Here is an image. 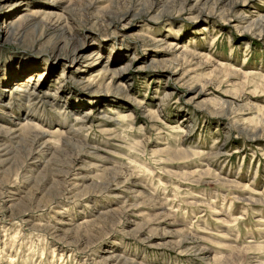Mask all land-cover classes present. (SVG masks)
Returning <instances> with one entry per match:
<instances>
[{"label":"rangeland","instance_id":"374dc122","mask_svg":"<svg viewBox=\"0 0 264 264\" xmlns=\"http://www.w3.org/2000/svg\"><path fill=\"white\" fill-rule=\"evenodd\" d=\"M0 264H264V0H0Z\"/></svg>","mask_w":264,"mask_h":264},{"label":"bare ground","instance_id":"6f19581e","mask_svg":"<svg viewBox=\"0 0 264 264\" xmlns=\"http://www.w3.org/2000/svg\"><path fill=\"white\" fill-rule=\"evenodd\" d=\"M128 14V13H127ZM29 15H37V12H35V14L34 13H32V14H29ZM29 15H27V16H29ZM28 89V88H27ZM31 128V126H29V125H25L24 126V130H29Z\"/></svg>","mask_w":264,"mask_h":264}]
</instances>
